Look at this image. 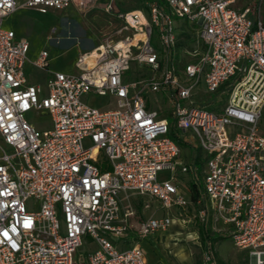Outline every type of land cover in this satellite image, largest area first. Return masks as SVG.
<instances>
[{"label":"built area","instance_id":"1","mask_svg":"<svg viewBox=\"0 0 264 264\" xmlns=\"http://www.w3.org/2000/svg\"><path fill=\"white\" fill-rule=\"evenodd\" d=\"M97 1L0 0V264H147L139 245L126 244L131 235L160 242L173 221L196 219L222 225L249 264H264V0L237 10V0H163L126 12L109 1L117 38L79 53L75 74L50 71L40 51L30 64L46 79L31 84L29 44L3 28L5 19ZM177 22L199 46L181 53ZM132 65L137 80L128 81ZM90 94L112 98L114 108L87 106ZM215 94L217 102L226 95L217 111ZM31 112L49 127L29 123ZM172 130L199 152V168L194 154L182 159ZM164 171L171 178L159 181ZM177 173L201 185L196 202ZM131 196L177 218L136 220Z\"/></svg>","mask_w":264,"mask_h":264},{"label":"rangeland","instance_id":"2","mask_svg":"<svg viewBox=\"0 0 264 264\" xmlns=\"http://www.w3.org/2000/svg\"><path fill=\"white\" fill-rule=\"evenodd\" d=\"M109 1H111L115 10L119 12L145 10L153 3H158L156 0H98L92 5L73 7L61 13L50 12L47 15H40L28 10H20L8 19H5L4 27L12 28L19 39L28 42L29 53L26 65H28L41 50H46L51 57L48 67L50 71L75 74L77 71L74 67V62L79 53L90 50L97 43H101L107 39L117 38L116 30L119 26L118 21L114 18L112 13L108 14L104 11V7ZM254 2L255 0H237L233 9H243L249 4L253 5ZM176 30L181 53L191 51L199 46L195 33L189 30L182 22L176 23ZM151 43L153 46L157 47L158 38L156 33L153 34ZM181 59L184 61L186 57ZM178 66H180V62H178ZM134 68L135 66L132 65L131 69L125 75L128 81L137 80ZM145 73L147 74V71H145ZM36 80L37 82H41V75H38ZM148 98L154 103L155 100L160 98V95L149 94ZM218 98L219 96L216 94L210 97V101H212V110L214 111L221 109L225 103L226 95L217 102ZM83 101L87 106L98 110L114 108L113 99L110 97H100L90 94L84 96ZM160 105L163 106V104ZM165 111H167L168 121L171 122L172 119L169 116V110L165 109ZM25 118L29 123H32L40 129H46L50 124L49 118L45 116L37 117L33 112L25 115ZM260 127V132L264 133V114H262ZM193 154L194 152L189 146L182 147V159H185L188 155L193 156ZM197 168H199V166H197ZM175 176V179L181 181L186 188H189L190 181L194 179L192 174L177 173ZM170 178V172L164 171L158 174L159 181ZM202 179L201 176L199 178V183H201ZM129 202L133 209L136 210V220H143L148 217L160 218L166 215L173 219L177 218V211L175 209L166 212L160 208L156 201L149 198L140 199L139 197L131 196ZM188 214L189 217L193 216L191 210L188 211ZM200 224L201 223L197 219L182 225H179L176 221L172 222L171 227L174 233L168 236V239L166 238L167 241H163L162 244L170 264H182L185 261L189 264H211L207 261V256L201 250L199 237L196 238V231ZM224 233L225 230L222 225L212 224V237H221V239L215 243V251L218 256L225 264H249V251L234 247L229 235ZM139 240L140 238L131 235L126 244L138 245L139 242H141V240ZM140 245L144 251V247L148 246L149 243L143 241ZM87 250L85 245L82 246L73 254L72 259L76 261L79 253L83 252L85 255ZM150 253L152 254L151 251ZM148 258L153 259V261L155 260L151 255H149Z\"/></svg>","mask_w":264,"mask_h":264},{"label":"trees","instance_id":"3","mask_svg":"<svg viewBox=\"0 0 264 264\" xmlns=\"http://www.w3.org/2000/svg\"><path fill=\"white\" fill-rule=\"evenodd\" d=\"M156 2H158L157 4L162 5L163 4V0H156ZM172 123V121H171ZM175 133L173 132V130L170 133L171 137L175 138ZM175 141L182 147H185L184 143L180 140V139H176ZM194 158H193V163L196 166L200 165V154L197 150H194ZM201 188V185L198 184V188L197 185H195L194 183H191L189 185V190H190V198L193 202H196L199 194H198V189ZM200 226L198 227L196 233L198 234L199 240H200V246H201V250L204 254H206L209 259H210V263L211 264H225V262L218 256L217 252L215 251V243L221 239V237H212L211 234V223L210 220L208 219L207 222H200Z\"/></svg>","mask_w":264,"mask_h":264},{"label":"crops","instance_id":"4","mask_svg":"<svg viewBox=\"0 0 264 264\" xmlns=\"http://www.w3.org/2000/svg\"><path fill=\"white\" fill-rule=\"evenodd\" d=\"M18 11H20V10H18ZM18 11H16V12H18ZM28 11H30V10H28ZM15 12V13H16ZM30 12H34V11H30ZM14 13V14H15ZM34 13H36V12H34ZM12 16V15H11ZM8 19V18H7ZM3 28H6V27H4V22H3ZM6 29H11L12 30V28H6ZM14 31V30H13ZM15 32V31H14ZM16 34V33H15ZM16 37H17V35H16ZM17 39H19L18 37H17ZM42 51V50H41ZM37 57V56H36ZM35 57V58H36ZM34 58V59H35ZM33 59V60H34ZM32 60V61H33ZM31 61V62H32ZM51 61V60H50ZM25 69H26V73H27V76H28V80H29V82L31 83V84H37V83H39V84H41V83H43L44 81H45V79H46V73L44 72V71H41V70H39V69H36V68H34V67H32L31 66V64L29 63L28 65H26V63H25ZM40 76L41 75V78H42V81L41 82H37V80H36V77L37 76ZM37 82V83H36ZM172 225V224H171ZM171 229H168L166 232H164V233H161L159 236L160 237H162V239H161V241L160 242H157L156 241V239H150L149 241H146L147 243H149V245L148 246H146V247H144V253H146L145 254V256H146V262H147V264H155V263H157V261H161L162 262V264H170L169 262H168V259H167V253L163 250V241H167V239H168V236H170L172 233H174V231L172 230V227H170ZM167 238V239H166ZM172 240V239H171ZM140 241V240H139ZM141 242H143V241H141ZM141 242H139V246L140 247H142L141 245H140V243ZM165 245V244H164ZM175 245V244H174ZM162 248V249H161ZM149 249H150V251L152 252V254L150 253V251H149ZM165 253H166V255H165ZM149 255H151V257L152 258H154L155 260H157V261H153V259H150V258H148L149 257ZM157 257V258H156ZM182 264H189V263H187L186 261L184 262V263H182Z\"/></svg>","mask_w":264,"mask_h":264}]
</instances>
